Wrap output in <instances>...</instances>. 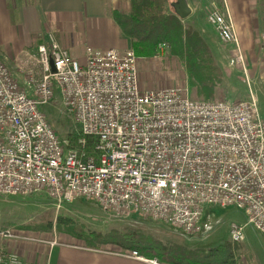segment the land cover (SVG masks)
<instances>
[{"label":"built area","instance_id":"obj_1","mask_svg":"<svg viewBox=\"0 0 264 264\" xmlns=\"http://www.w3.org/2000/svg\"><path fill=\"white\" fill-rule=\"evenodd\" d=\"M208 22L237 48L229 65L246 72L229 9L216 8ZM35 61L41 77L24 89L0 60V195L44 192L59 207L84 198L187 236L203 233L208 207H237L245 224H231L230 240L243 243L247 228L264 237V120L254 96L207 102L193 100L188 86L143 91L132 50L87 47L82 62L54 34ZM57 97L80 126L78 149L41 109ZM87 138L97 140L96 154L85 151ZM0 239L21 238L0 231ZM122 256L147 261L136 251ZM0 264L35 263L0 248Z\"/></svg>","mask_w":264,"mask_h":264},{"label":"rangeland","instance_id":"obj_2","mask_svg":"<svg viewBox=\"0 0 264 264\" xmlns=\"http://www.w3.org/2000/svg\"><path fill=\"white\" fill-rule=\"evenodd\" d=\"M219 6L220 4L215 3V5L212 4L208 8L205 14L207 20L209 14L219 8ZM222 9H224V5H222ZM247 37V41L251 39L249 36ZM218 40L216 46L210 48L214 55H218L220 52L224 54V56L220 57L218 55L217 62L225 74L224 86L227 90L229 101L249 100L251 96H254L258 103L261 117L264 120V32L255 43L245 40L240 46L241 54L245 59L246 72L240 67H231L229 65L230 61L235 59L238 54L236 46L223 44L220 39ZM37 43L38 40L34 45V49L31 48L33 50L32 55L35 56L37 55ZM165 46V50L159 52L157 57L149 60L139 59L138 74L141 89L150 91L188 86L190 91L189 79L182 61L173 55L168 45ZM4 55L7 54L4 53ZM7 56L3 58L0 53V60L7 64L13 77L24 89H28V81L31 75H35L36 79L41 77L37 62L34 63L33 61L31 63V61H27L28 59H18L20 57H14V55L12 57ZM30 72H34V74ZM31 94L32 92H30ZM41 109L48 116L61 138L66 139L67 135L81 131L73 116L62 107L59 97L53 102L42 106ZM58 216H66L73 219L74 226L81 227L82 231L86 232H98L107 235L113 231L123 232L129 228L141 230L146 237L155 238L165 245L175 244L182 246L190 254L210 253V251L216 250L217 247L224 244L229 248L230 243L232 251L242 246V252L250 254V250L253 247L248 241H251V238L252 242L256 241V236L259 234L252 228H247V238L243 245H241L242 243L236 245L231 242L229 237L231 224H245V217L237 207H208L203 215V233L198 236H187L176 228L152 221L141 215L118 217L113 214H107L93 200L78 198L72 203L59 207L46 193L41 192L31 196L19 197L0 195V231H10L21 238L0 240L7 242L22 240L27 243L56 241L87 248L86 242L71 236L64 229L60 230L57 227ZM52 219L54 225L50 229L48 224ZM91 250L116 253L121 256L123 253L130 251L114 244L100 245L96 249L92 248ZM141 257L150 261L144 256Z\"/></svg>","mask_w":264,"mask_h":264},{"label":"crops","instance_id":"obj_3","mask_svg":"<svg viewBox=\"0 0 264 264\" xmlns=\"http://www.w3.org/2000/svg\"><path fill=\"white\" fill-rule=\"evenodd\" d=\"M189 1L194 13L184 22L196 28L210 47L216 46L219 38L205 14L215 3L220 4L219 8L224 5L229 9L240 46L247 41V36L251 38L249 42L255 43L264 32V0ZM173 2L176 0H170V4ZM129 9L130 0H0V53L3 58L14 55L36 63L32 49L37 40L41 45L50 34H54L74 59L82 62L86 59L87 47L126 53L131 50V42L114 24L113 13L127 14ZM218 55L224 56L222 52ZM256 239L248 241L253 247L250 254L242 252V246L233 250L236 264H264V237L258 234ZM1 247L6 252L18 254L25 262L35 264H154L151 260L138 261L56 241L0 240Z\"/></svg>","mask_w":264,"mask_h":264},{"label":"trees","instance_id":"obj_4","mask_svg":"<svg viewBox=\"0 0 264 264\" xmlns=\"http://www.w3.org/2000/svg\"><path fill=\"white\" fill-rule=\"evenodd\" d=\"M113 19L116 27L130 40L131 49L139 59L157 57L160 45L171 48L173 55L185 67L193 100L229 101L224 86V71L209 44L196 28L175 15L169 0H130L129 12L123 14L115 11ZM80 138L81 131L67 135L68 147L78 149ZM96 143L95 138H87L85 151L96 154ZM74 224L73 219L66 216H58L56 221L60 230L64 229L71 236L86 242L88 249L114 244L125 250L136 251L149 260H157L160 264H236L231 245L229 248L225 244L220 245L210 253L190 254L182 246L165 245L155 238L146 237L141 230L129 228L123 232L113 231L104 235L82 231L81 227H75ZM53 225L52 219L48 227L51 229Z\"/></svg>","mask_w":264,"mask_h":264},{"label":"water","instance_id":"obj_5","mask_svg":"<svg viewBox=\"0 0 264 264\" xmlns=\"http://www.w3.org/2000/svg\"><path fill=\"white\" fill-rule=\"evenodd\" d=\"M171 7L176 16H178L182 21H187L194 13L192 5L189 0H176V2L171 3ZM53 71L55 72L54 64L51 63Z\"/></svg>","mask_w":264,"mask_h":264}]
</instances>
